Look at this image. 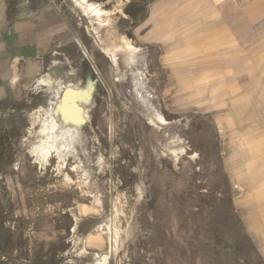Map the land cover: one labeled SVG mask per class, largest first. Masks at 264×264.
<instances>
[{
  "label": "rangeland",
  "instance_id": "rangeland-1",
  "mask_svg": "<svg viewBox=\"0 0 264 264\" xmlns=\"http://www.w3.org/2000/svg\"><path fill=\"white\" fill-rule=\"evenodd\" d=\"M58 1L70 8L77 35L40 75L53 84L37 78L20 101L0 106V264H102L109 241L107 264H241V247L227 240L236 221L218 158L199 156L208 150L183 97L161 86L152 92L148 64L138 56L119 51L113 61L107 52L123 38L138 46L133 0H91L107 11L102 25L74 0ZM72 84L91 85L88 104L73 99ZM55 103L89 113L78 151L95 179L91 188L77 185L70 166L30 152L39 126L34 110ZM158 111L168 124L155 120Z\"/></svg>",
  "mask_w": 264,
  "mask_h": 264
},
{
  "label": "crops",
  "instance_id": "crops-1",
  "mask_svg": "<svg viewBox=\"0 0 264 264\" xmlns=\"http://www.w3.org/2000/svg\"><path fill=\"white\" fill-rule=\"evenodd\" d=\"M133 3L152 92L183 97L208 150L198 155L218 158L229 191L227 240L241 247V264H264V0ZM69 10L58 0H0V106L20 101L53 53L74 43Z\"/></svg>",
  "mask_w": 264,
  "mask_h": 264
},
{
  "label": "bare ground",
  "instance_id": "bare-ground-1",
  "mask_svg": "<svg viewBox=\"0 0 264 264\" xmlns=\"http://www.w3.org/2000/svg\"><path fill=\"white\" fill-rule=\"evenodd\" d=\"M76 2L84 12H87L90 17L97 20L99 25H102V23L105 22V20H101V18L103 14L107 13V11L101 9L90 0H76ZM119 51H124L127 54L128 58L132 61H135V58L137 56L141 59H144L142 52H139V48L133 46V44H131L124 38L122 40V44L107 48V52L111 54V58L113 61H115L117 52ZM38 78L39 82L41 83L49 84V86L53 84V80H51L50 78L48 79V77H45V75L41 77L39 76ZM72 87L76 88L78 91V94L73 99L76 102H83L84 104H88L89 100L92 97L91 85L82 87L76 84H72ZM69 101L72 102V99H69ZM69 106H71V104ZM41 110H43V114L40 113ZM34 113L35 114L32 123L38 121L39 126L35 132L36 140H34L36 141V143L33 145L31 144L32 147L30 148V152L35 156L36 160L48 162L49 159L53 157L54 161L58 163L59 167L67 168L70 166V169L72 171L74 170V172L76 173V183L80 188H91L95 184V179L92 178L91 175H89V170L83 167L84 164L81 161L78 151V145L82 146L85 140H87L84 139V132L86 131L84 125L88 122L89 113L83 107H76L75 105V107L68 108L67 104L62 107L56 103L55 107H51L48 109L40 106L34 110ZM154 117L155 120H157L159 123L168 124L166 119L161 113H159V111L155 113ZM172 153L176 155L175 149H172ZM73 158H75V161L73 164H71L70 160H73ZM66 178L71 179L67 175ZM118 202H116V210L117 217L118 219H120L119 212L122 213V210H120L121 206ZM125 226L127 228L125 229L124 233H128L130 231L128 221ZM113 227L114 235L118 237L120 227L116 224ZM109 230L110 229H108L107 231ZM110 232L112 231L110 230L109 233ZM113 246L114 244L109 241V247L107 248L108 252L104 254L101 260L102 264L108 263L107 258Z\"/></svg>",
  "mask_w": 264,
  "mask_h": 264
}]
</instances>
